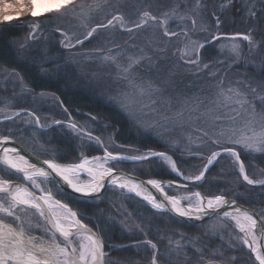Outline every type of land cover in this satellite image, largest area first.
Segmentation results:
<instances>
[{"label":"trees","instance_id":"obj_1","mask_svg":"<svg viewBox=\"0 0 264 264\" xmlns=\"http://www.w3.org/2000/svg\"><path fill=\"white\" fill-rule=\"evenodd\" d=\"M116 1L118 0H103L101 5L103 11L99 16L106 12L108 16L121 13L115 5ZM159 1L161 0H142V4L151 7L152 11L145 10L143 6L138 10L156 14V3ZM168 1L163 0V4H167ZM195 1L197 0H188V3L193 6ZM232 1L233 5L229 7L231 12L233 11L231 18L224 22L226 31L238 32L241 24L246 22V27L239 31L245 33L252 31L256 34L259 30L264 40L262 36L264 35V0H257L259 9L246 17L247 19L244 17L247 8L242 9L238 0ZM130 2L137 3V0ZM226 2V0H203L202 4L206 8L204 13L206 12L207 17L213 20L214 10ZM110 4L113 7L109 9ZM180 7L186 6L180 5ZM62 19L63 16L48 14L28 18L26 22L0 25V73L4 71L12 73L22 82V84L0 82V103L4 104L3 109L7 105L13 112L33 111L40 117L42 124L47 123L44 119L47 112L50 114L47 116L50 117L49 119L60 121V124L51 127L29 126L24 119L28 117L26 114L24 118H8L10 115L8 116L0 107V136H9L38 157L46 159L41 149L25 141L29 140L30 136H34V139L43 143V150L46 153L47 151L56 153L53 159L61 164H77L82 157L103 154L100 144L89 142L67 127L66 122L71 116L76 122L85 120L92 122L98 127L94 134L113 136L117 144L133 147L139 153L169 152L183 176L198 175L200 170L195 162L201 161L199 158L186 161L154 136L138 130L125 113L106 97L100 86L102 82L99 81V85L92 81L94 67L89 64L90 61L81 63L78 56L80 54L78 51L82 49L87 51L95 49L92 39L84 42L80 47L70 49L63 47L58 30L62 31L68 27L62 29ZM28 22L36 25L34 38L37 40L22 41L29 32ZM69 25H73V20ZM219 26L222 27L223 22ZM42 34L46 37L40 36ZM242 42L245 46L248 44L246 41L242 40ZM212 44L214 43L203 48L201 60L206 59L207 53L213 54L210 52ZM162 64L164 63L160 61L159 65ZM148 71L152 72L151 69ZM181 75L178 74L182 77ZM43 93L56 96L57 103L54 107L47 109L44 106L38 97ZM239 155L250 178L264 179V152L256 154L239 152ZM113 168L135 174L143 179L183 182L171 171L168 164L159 158L134 163L122 160ZM0 179L23 181L22 177L2 165H0ZM50 186L58 201L68 205L83 223L101 236L105 244V264H120L127 260L135 261L143 255L152 256L155 250L145 241L155 243L161 253H163V244L172 243L177 246L179 242L178 250L183 256L179 262L182 264H257L240 235L223 220L212 219L200 224H185L168 213L153 210L145 201L110 186L93 199L76 197L51 181ZM190 186L205 197L223 194L228 199H234L241 205L251 207L260 216L264 211V185L257 187L248 185L240 176L238 164L232 162V157L227 153L221 154L202 180ZM5 202L7 203V200H4ZM27 212L33 213L43 222L35 211ZM262 219L264 221V217ZM6 222H12L11 218H6ZM210 223L219 224L218 233L211 230ZM136 242L141 244L142 254L136 252L137 248L134 246ZM148 246L149 249L146 248ZM132 261L128 264H132ZM158 264L166 263L162 258H158Z\"/></svg>","mask_w":264,"mask_h":264},{"label":"rangeland","instance_id":"obj_2","mask_svg":"<svg viewBox=\"0 0 264 264\" xmlns=\"http://www.w3.org/2000/svg\"><path fill=\"white\" fill-rule=\"evenodd\" d=\"M130 1L131 0H118L115 2L116 7L121 10L120 12L124 15L129 26H131L133 22H137L141 14L144 12L138 10L140 6L145 7V10L150 9L152 11L151 7L148 8V6L142 4V0H137V3H131ZM226 1L227 2L223 4L225 5L223 8L220 6V8L214 10L213 20H211L207 17L208 15L206 12L204 13L206 8L202 4L203 0H199L202 5L200 8L195 7L197 1L194 2L193 6H190L188 0H169L167 4H163V0H161L156 3V14L152 13V15L162 18L165 13H169V31L175 32L177 35L165 37L163 35V27L159 26L158 22L154 23L151 20H149L145 27L135 30L134 33L131 34L127 31H122L120 26L117 24L116 27L110 26L108 28H97L96 33H94L92 37L84 40V42H86L92 39V44L95 49L92 51H87L86 49L80 50L81 52L78 51L80 53L78 56L79 59H81V63H88V61H90L89 64L95 69L94 74L92 75L93 78L91 77L92 81L96 84L98 83L99 85V81L102 82L100 86L103 88L102 91L106 97L112 100L114 104H116L117 107L125 113V115L135 124L138 130L145 134L154 136L163 145L169 147V150L178 154L186 161H191L193 158H199L201 161L195 162V165L196 167L198 166L200 171L207 162V157L211 154V151H220L223 146L212 144L209 137L204 136L203 132L207 131L209 135H212L214 132H218L220 130L219 126L221 124H228L230 127L236 128L238 130L237 134H239V129L244 128L245 122L248 118L244 115L235 122H230L226 119H215L216 116H224L225 112L228 111V109L224 107L223 103L219 106L215 103L217 93L219 92L217 85L220 81L223 80L225 89L229 86H238L244 92L248 93V98L255 101L257 112H260L261 107L264 106L262 105L260 99L261 95H264V40H262L261 32H259V30H257L256 34H253L252 31H248L246 33L245 31H239L240 29L246 27V22L241 24L238 32H233L229 29V31H226L227 29L225 28L227 27L224 22L226 23L227 20H230L231 13L233 12L229 9L230 5H233V1ZM238 1L241 3L242 9L247 8L244 12L245 18L249 17L252 13H255V10L259 9L257 0ZM102 3L103 0H79V3L75 8L63 11L62 13L51 12L37 17H42L48 14L63 16L61 27L62 29L68 28L62 31L67 33L71 43L75 44L77 38L83 40L86 33L93 27H97V25L100 24H106L107 20L111 18L112 15L117 14L114 13L108 16L106 12L105 14H101L102 16L100 17L99 15L103 11L101 6ZM180 5L186 7L181 8ZM112 7L113 5L110 4L109 9ZM168 7L171 9H167ZM173 9H175V15H172ZM251 10L253 11L251 12ZM7 11L10 13L12 12L11 9H7ZM12 14L15 16V13ZM181 17L185 18L181 19ZM188 17L195 19V26L192 24V19H189ZM217 17L219 18L220 23L223 22L222 27H220V25L219 28H217ZM28 18L34 17L30 16L27 12H24L19 18H14L9 23H15L18 21L22 22ZM72 20L73 25H69ZM28 25L29 26L27 27L29 32L26 36H24L22 41L37 40V38H34L36 27H33L31 22H28ZM185 32H187V35H185ZM58 33L60 34L61 31L58 30ZM233 33H250L258 47L251 48L250 50L249 44L245 46L243 45L242 40H237L236 42L240 45L241 55L240 57H236L230 50L231 43L233 41L228 38H221L213 42V47L210 50L213 54L207 53L205 60L203 58L201 60V57L203 56L201 51L198 64L184 63V60L181 59V54L184 51L189 53V56L186 58L197 59L196 49L198 45L193 43L194 41L203 43L211 39L214 35ZM40 36L46 37V35L43 34ZM59 38L60 42L64 39L61 34ZM81 45L82 44L76 45L75 47H80ZM109 54L116 56L117 62L121 65V67H126L128 65L129 56L147 55L151 57V60L144 59L141 65L134 69V75L130 77V79H134L137 84H143L148 91H152V89L148 88L149 82H151L153 87L159 89V91L153 92L151 98L147 95L142 98L138 96L136 97L138 101H141L144 104H151L152 99L156 100V103L152 105L151 108H144L141 106V103L130 104L127 108L124 106L128 103L125 99L124 93H131L135 95L136 89L129 87L126 80L120 79V76H122L123 73L118 70L116 65H114L111 61H104L103 57ZM160 61L164 64L159 65ZM205 65H207V67H205ZM148 69H151L152 72L150 73ZM188 72L189 74H186ZM178 74H182V77L178 76ZM0 82L22 84L21 80H17L12 73H8L6 71L0 73ZM253 89L256 90L255 93H253ZM38 97L42 100V103L47 109L54 107L57 103V98L53 94L43 93L39 94ZM3 106L4 104L0 103V107L2 109ZM3 111L7 113L8 116L10 115L8 118H24L26 114L28 117L24 119H26L29 126L31 125L39 128L42 125L47 127L58 125L56 123L57 121L51 120L49 119L50 117H47L50 116L48 112L44 116L47 123L42 124L40 117L36 116L33 111L13 112L7 105H5V109H3ZM30 112L32 113L31 116L28 114ZM17 113H19V115H16ZM37 118H39V124H37ZM66 123L70 130L83 136L93 144L98 143L97 138L99 139L100 142L98 144L101 145L103 154L93 157H82L79 162L81 163L83 160H88L93 168H95L97 163L93 158L99 157L100 162L102 163L105 151H109L114 155L128 157L151 153H139L133 147L117 144L114 142L113 136L109 137L104 134H94L98 127L90 121L85 120L76 122L70 116ZM69 124H75L77 130L69 127ZM255 127L259 130L258 123ZM29 138V140L26 139L25 141L30 143L32 146L37 147V149H41L43 154L46 156V159L44 160L59 163L53 159L54 155H56L55 152L47 151L46 153L43 150V143L34 139V136H30ZM228 147H231L237 150L238 153L241 152L243 154L260 153L245 150L244 148L234 144H230ZM166 154L171 156L169 152ZM122 160L126 161L125 159L109 161L105 166L114 167V165L118 164V162ZM233 161H235V159L232 157V162ZM114 170L116 171L119 169L114 168ZM90 179L91 177L86 174H76L73 177L74 182L79 184L88 183ZM34 180L37 184V187L34 189L37 192L40 194H51L55 197L51 190L50 179L45 177H34ZM164 182L166 183L163 185L164 190L168 195L176 196L177 198H184L181 202L185 206H188L190 202L193 204L196 203V198L193 195L196 191L188 188L190 185L183 182ZM28 183L32 186V181H28ZM110 187L114 186L110 185ZM143 191L147 192L144 189ZM125 192L129 195L137 197L132 193L127 191ZM189 197L191 198V201L188 199ZM5 204L7 203L5 202ZM148 206L150 205L148 204ZM29 210L35 211L34 209H28L24 212L17 211V214L20 215L24 221L23 227L35 236L44 237L45 243L49 242L51 240V235L47 233V227L45 223H43V219V222H41V220L36 218L33 213L27 212ZM56 211L60 214L65 212L61 209H56ZM225 222L228 225L233 224L227 220ZM213 225L216 228L215 232L218 233V229H220L219 224L210 223V228ZM240 238L243 241V237L241 235ZM76 242L78 244L79 240L77 239ZM134 246L137 248L135 249L136 252L140 254L143 253L141 244L136 242ZM149 247L150 246L146 248L149 249ZM246 248L248 249L247 246ZM162 249L163 253H161L160 250L157 253L159 259L162 258L166 264H182L179 261L183 258V256L179 252L177 246H174L172 243H165L162 245ZM130 261L132 260L123 261V263L120 264H128ZM132 262V264H151V256L146 257L143 255Z\"/></svg>","mask_w":264,"mask_h":264},{"label":"snow or ice","instance_id":"obj_3","mask_svg":"<svg viewBox=\"0 0 264 264\" xmlns=\"http://www.w3.org/2000/svg\"><path fill=\"white\" fill-rule=\"evenodd\" d=\"M78 3L79 0H0V25L7 24L14 18H19L24 12H27L32 17L51 12L62 13L63 11L75 8ZM201 6L199 0H197L195 7L200 8ZM224 6L225 5H221L222 8ZM7 9H11L12 12H8ZM12 13H15V16ZM175 14V9H173L172 15ZM169 18V13H165L162 18H158L150 12L144 11L139 20L133 22L132 25L129 26L124 15L122 13H117L112 15L111 18L107 20L106 24L93 27L86 33L83 40L77 38L75 44L71 43L67 33L61 31L60 34L64 37V39L61 40V44L65 48H74L76 45L83 44L84 40L92 37L94 33H96L97 28L116 27L117 24L122 31H127L131 34L134 33L135 30L145 27L149 20L154 23L158 22L159 26L163 27V35L165 37L177 35V33L169 31ZM184 18L185 17H181V19ZM188 18L192 19V24L195 26V19L192 17ZM216 20L217 28H219V18L217 17ZM33 27H36V25L33 24ZM185 35H187V32H185ZM227 38L233 41L230 50L236 57H240L241 55L240 45L236 42L237 40L248 42L250 50L251 48L258 47L250 33H236ZM212 39L219 40L221 37L220 35H215L212 36ZM193 43L198 45L196 49L197 59L186 58L189 56V53L184 51L181 54V59L184 60V63H199V49H202L204 44L196 41ZM103 59L106 62L111 61L116 65L118 70L123 73L120 79L126 80L129 87L136 89L135 95L124 93L125 99L128 101V103L124 105L126 108L134 103H141L142 107L151 108L152 105L156 103V100L152 99L151 104H144L138 101L136 97L142 98L147 95L151 98L153 92L159 91L158 88L153 87L151 82H149L148 88L152 89V91H148L143 84H137L134 79H130V77L134 75V69L140 66L144 59L151 60L150 56H129V63L126 67H121L117 62L116 56L109 54L105 55ZM205 67H207V65H205ZM217 87L219 88V92L217 93L215 103L218 106L223 103L228 111L225 112L224 116H216L215 119H226L230 122H235L244 115L248 118L244 128L239 129V134H237L238 130L236 128L230 127L228 124H221L219 126L220 130L214 132L212 135H209L207 131L203 132V135L208 136L212 144L223 146L220 151H211V154L207 157V162L198 175L183 176L177 163L165 152H151L128 157L114 155L109 151H105L102 163L99 157L93 158L97 162L95 168L88 166L90 163L88 160L69 165H60L50 160H45L44 163L47 165V168L51 169L53 173L64 180L73 191L81 193L83 196L98 194L101 189L105 187V178H108V183L110 185L122 191L142 196L153 209L159 212L169 211L167 205H170V211L174 212L177 216L200 220L203 216L208 214V210H216L228 204L229 201L226 197L223 194L215 195L207 198L205 203V198L201 193L196 192L193 193L196 198V203L193 204L190 202L187 207H183L181 200L184 198L170 196L164 192L161 182L155 179L148 180L147 183L159 191L163 199L167 201V205H165L163 202L158 201L153 195L145 193L141 184L115 173L113 167L105 165H107L109 161H118L121 159L143 161L150 157H159L167 163L171 171L178 176H183L186 180L200 181L204 178L209 167L221 156L222 151L235 159V162L239 165L240 176L243 177V180L248 185H264V179L249 177L246 173L245 165L241 162L238 151L228 147V145L234 144L251 152H264V106L261 107L260 112H257L255 101L250 100L248 98V93L244 92L238 86H229L225 89L223 80H221ZM252 91L253 93L256 92L255 89ZM260 99L262 105H264V95H261ZM28 114L30 116L32 115L31 112ZM16 115H19V113ZM56 123L59 124L60 121ZM257 123L259 124V130L255 127ZM37 124H39V118H37ZM69 127L77 130L75 124H69ZM97 142H100L98 138ZM10 143L11 139L9 136H0V164L15 169L17 173H22L25 181H32V187H37L34 177L46 178L48 172L43 168H38L34 164H30L23 155L19 154L17 148L6 146ZM86 166H88L86 170L91 177L90 181L83 185L74 182L73 177L79 173L80 170L85 169ZM8 185V180L0 179V264H105L106 253L104 251V241L100 235L77 218L76 212L67 209V206L60 203L58 200H53L51 194L36 196L27 188ZM188 199L191 201L190 197ZM4 200H7V204L4 203ZM46 208L47 211L45 210ZM28 209H34L36 214L46 222L48 226L47 233L51 235V240L49 242L45 243L44 237L35 236L23 227L24 221L21 216L17 214V211L24 212ZM56 209H65L66 211L60 214ZM223 215L235 221L239 232L243 234V243L255 257L257 264H264V242L257 243L258 240L264 241V223H258L257 219H255L251 213L241 208H236L235 214L224 212ZM261 216L264 217V211L261 212ZM6 218H11L12 222H6ZM211 230L215 232L216 228L214 225L211 226ZM77 239L79 240L78 244L76 242ZM145 243L150 244L151 248L155 250L151 256V264H158L157 253L159 250L157 245L151 241H145ZM177 248H180L179 242H177Z\"/></svg>","mask_w":264,"mask_h":264},{"label":"water","instance_id":"obj_4","mask_svg":"<svg viewBox=\"0 0 264 264\" xmlns=\"http://www.w3.org/2000/svg\"><path fill=\"white\" fill-rule=\"evenodd\" d=\"M236 33H233V34H223V35H220L221 38H227V37H231L232 35H234ZM215 36V35H214ZM215 39H209L208 41H205L203 42L204 44V47H206L207 45H209L210 43L214 42ZM203 47V48H204ZM202 49H199V55H198V59H199V56H200V53L201 51L203 50ZM12 145L13 147L17 148L18 151H19V154L20 155H23L25 157L26 160H28L30 163L34 164L36 167L38 168H43L45 171L48 172L49 174V179L56 185L58 186L60 189L76 196V197H80V198H84V199H93L95 197H98L99 195L102 194V192L108 187L110 186V184L108 183V178H105V187L103 189H101V191L98 193V194H95L93 196H83L81 193H78V192H75L72 190V188L67 184L65 183L64 180H62L59 176H57L55 173H53L51 171V169L47 168V165L44 163V159L38 157L37 155H35L33 152H31L30 150H28L27 148H25L24 146H22L21 144H19L18 142L14 141V140H11V143L6 145L7 147ZM224 152L221 151V154H223ZM153 157H150L149 159H151ZM241 159V158H240ZM126 161H129V162H141V161H136V160H132V159H125ZM148 160V159H147ZM145 161V160H143ZM242 162V160H241ZM4 167H6L7 169L11 170L12 172H14L15 174H17L18 176L20 177H23V174L22 173H17L15 169H11L9 168L7 165H4V164H0ZM211 167V166H210ZM209 167V169H210ZM115 173L117 174H120V175H123L125 176L126 178L136 182V183H139L142 185V188L145 189L146 191H148L149 193H151L152 195L156 196V198L158 199V201L160 202H163L165 205H167V202L163 199V197L155 190L152 188V186L150 184L147 183V181L149 179H143L135 174H132V173H128L126 171H123V170H116ZM207 173V172H206ZM205 173V174H206ZM177 175V174H176ZM177 177L183 181V183L187 184V185H193L195 183H197L198 181H194V180H185L182 178V176H178ZM162 183H165L164 181H162ZM166 184V183H165ZM8 186H20L22 188H27L30 192L34 193L36 196H40L42 194H40L39 192H37L29 183L28 181H9V185ZM253 187H257V186H262L260 184H255V185H251ZM188 188H191V189H194L193 187L191 186H188ZM196 192H199L201 193L200 191H198L197 189H194ZM133 194V193H132ZM202 195V193H201ZM137 196V195H136ZM203 196V195H202ZM139 197V196H137ZM204 198H208V197H205L203 196ZM53 200H57L55 197H53ZM141 200L145 201L143 198L139 197ZM229 203L224 205L223 207L219 208V209H216V210H208V214L203 216L200 220H195V219H189L187 217H180V216H177L174 212L170 211V207L167 205L169 211H165L164 213H168L169 215H171L172 217L176 218L178 221L182 222V223H185V224H200V223H203V222H206V221H209V220H212V219H223L226 221V217H224V212H235V209L236 208H241L249 213H251L255 219H257L258 223H264L262 217L259 215L258 212H256L254 209H252L251 207H248V206H244V205H241L240 203H238L236 200L234 199H228L226 198ZM234 201V203H233ZM146 202V201H145ZM63 204V203H62ZM65 205V204H64ZM67 206V205H66ZM67 208L69 210H71L72 212H74L70 207L67 206ZM47 211V208L45 209ZM78 218V217H77ZM43 219V218H42ZM44 221V219H43ZM228 221V220H227ZM45 225H46V222L44 221ZM232 229H234L237 233H239L242 237L243 235L239 232V230L233 225V224H229ZM46 227L48 228V226L46 225ZM89 227V226H88ZM90 229H92L91 227H89ZM93 230V229H92ZM94 232H96L95 230H93ZM97 233V232H96ZM98 234V233H97ZM99 235V234H98ZM258 244L259 243H262L264 241H257ZM104 251H105V248H104Z\"/></svg>","mask_w":264,"mask_h":264},{"label":"bare ground","instance_id":"obj_5","mask_svg":"<svg viewBox=\"0 0 264 264\" xmlns=\"http://www.w3.org/2000/svg\"><path fill=\"white\" fill-rule=\"evenodd\" d=\"M8 147H13L12 145H10V146H8ZM29 162V161H28ZM30 163V162H29ZM30 164H32V163H30ZM57 164H60V163H57ZM60 165H69V164H60ZM88 166H90V167H92L91 165H90V163H89V165ZM88 166H86V168L85 169H82V170H80V172L79 173H77V174H86V175H88L89 176V174H88V172H87V167ZM30 171V170H29ZM49 174H48V176L46 177V178H48L49 179ZM23 178V177H22ZM150 180V179H149ZM155 180H158L159 182H161V184L162 185H164L165 183H162V180H160V179H155ZM86 184V183H85ZM80 185H83V184H80ZM153 188V187H152ZM163 188H164V186H163ZM154 189V188H153ZM145 190V189H144ZM156 190V189H155ZM146 191V190H145ZM157 191V190H156ZM160 195H161V193L159 192V191H157ZM164 192H165V190H164ZM145 193H148V194H151V193H149L148 191L147 192H145ZM134 195H135V193H133ZM152 195V194H151ZM154 196V195H153ZM162 196V195H161ZM139 197H141L142 198V196H139ZM154 197H156V196H154ZM163 197V196H162ZM206 200H207V198H205V203H206ZM146 201V200H145ZM147 202V201H146ZM167 202V201H166ZM148 203V202H147ZM149 204V203H148ZM181 204H182V206L183 207H187V206H185L182 202H181ZM150 205V204H149ZM151 206V205H150ZM169 207H171L170 205H168ZM152 207V206H151ZM68 209V208H67ZM61 210H63V211H66L65 209H61ZM233 214H235V212H232ZM227 218V217H226ZM226 220H228V221H230L231 223H233L234 224V226L236 227V224H235V221H233V220H231L230 218H227ZM237 228V227H236ZM238 229V228H237ZM239 230V229H238ZM242 234V233H241ZM243 235V234H242ZM258 243V242H257Z\"/></svg>","mask_w":264,"mask_h":264},{"label":"built area","instance_id":"obj_6","mask_svg":"<svg viewBox=\"0 0 264 264\" xmlns=\"http://www.w3.org/2000/svg\"><path fill=\"white\" fill-rule=\"evenodd\" d=\"M52 196V195H51ZM208 198H210V197H208Z\"/></svg>","mask_w":264,"mask_h":264}]
</instances>
